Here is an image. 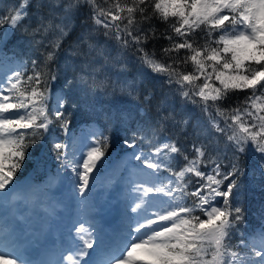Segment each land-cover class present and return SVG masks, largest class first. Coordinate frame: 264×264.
<instances>
[{
	"label": "snow or ice",
	"instance_id": "obj_1",
	"mask_svg": "<svg viewBox=\"0 0 264 264\" xmlns=\"http://www.w3.org/2000/svg\"><path fill=\"white\" fill-rule=\"evenodd\" d=\"M81 108L103 116L107 130L71 133ZM112 124L126 149L113 177L127 173L126 226L115 238L88 214ZM40 143L59 167L43 187L21 183ZM245 157L264 184V0H17L0 8L5 264H264V205L258 225L241 231ZM63 173L82 214L64 242L31 259L27 248L44 241L58 206L45 189Z\"/></svg>",
	"mask_w": 264,
	"mask_h": 264
},
{
	"label": "rangeland",
	"instance_id": "obj_2",
	"mask_svg": "<svg viewBox=\"0 0 264 264\" xmlns=\"http://www.w3.org/2000/svg\"><path fill=\"white\" fill-rule=\"evenodd\" d=\"M11 54L12 53L9 52V55ZM54 91L59 92L60 89L57 88ZM91 127L100 128L98 122L96 121H85L80 122V124L78 123L77 127L70 126V132L78 136L81 134V132L87 131ZM56 135H61L58 129L56 131ZM124 156L125 152L117 155L115 152H112L105 159L103 165L100 167V170L97 173L98 179L96 186L91 193L90 208L88 209L89 217L94 219L96 224L103 220L106 222V218L114 215L115 211L121 208V206L119 207V197H124L122 194H125L126 186H124V189L121 190L120 193L118 192L121 194V196L116 194V187L119 188L124 183L122 177H126L127 173L118 172L116 176L113 177V172L115 169H117L118 165L121 164ZM50 161V164L48 163V160L46 163L43 162L42 164L44 166L37 164L36 167L38 170L33 169L37 175L36 177L38 178L31 179L26 176L20 178V182L23 183L30 180L35 185H39L41 187L45 186L49 176L55 175L57 168L59 167V162L55 160V157L50 159ZM49 166H51L49 168L50 170H48ZM70 177L71 173H63L59 182L45 189L48 202L58 206L55 207V216L50 218L51 227L46 233L45 239L42 243H45L49 240L54 241V236L56 235L55 232L67 233V229L71 228L73 223L77 221L82 214L81 205L73 193ZM35 211L40 216L46 215L43 208H36ZM99 224L101 225L102 223ZM42 243L34 246H41ZM46 244L47 243L44 245ZM39 248H42V246ZM31 249L32 245L27 248L25 255L31 256ZM4 263H2L0 260V264Z\"/></svg>",
	"mask_w": 264,
	"mask_h": 264
},
{
	"label": "trees",
	"instance_id": "obj_3",
	"mask_svg": "<svg viewBox=\"0 0 264 264\" xmlns=\"http://www.w3.org/2000/svg\"><path fill=\"white\" fill-rule=\"evenodd\" d=\"M17 0H0V8H2L6 4L15 3ZM162 27V26H161ZM160 44L164 43L163 41L159 42ZM9 49L12 48V44H9ZM149 47H152V44H149ZM157 47H159V44H157ZM21 51L24 53V59L28 58V48L27 45H24ZM54 90L59 89L56 85L53 86ZM98 99L100 101V104L107 108L110 106L112 98L104 95H99ZM84 121H96L98 122L100 129L107 130L106 125L107 121L104 119L103 116H96L95 114L91 113L86 108H81L79 111H74L73 113V122L71 126L77 125L80 122ZM108 127L111 128L112 135H113V143L112 146L109 148L107 157L112 152H120L125 150V147L121 144V140L123 136L125 135L124 132L118 131V125L112 124L108 125ZM50 148V144L45 146L43 143H40L31 151L30 158L26 161V167L23 169V174L19 175V180L22 177L28 176V178L33 179L32 177L34 175V172L32 169H36L37 164L46 163L47 160L50 164V159L54 158V154L48 151L47 149ZM50 158V159H49ZM40 162V163H39ZM244 167H245V176L242 177L244 188L242 193V199L245 201V207H246V217H245V223L244 226L241 228V231H244L249 224L251 225H258L260 220V208L262 205H264V184L261 183L259 179V173L256 174V179H252V159L250 157L244 158ZM27 179V178H26ZM29 180V179H27Z\"/></svg>",
	"mask_w": 264,
	"mask_h": 264
},
{
	"label": "bare ground",
	"instance_id": "obj_4",
	"mask_svg": "<svg viewBox=\"0 0 264 264\" xmlns=\"http://www.w3.org/2000/svg\"><path fill=\"white\" fill-rule=\"evenodd\" d=\"M120 200L123 201L122 204L120 205L121 208L115 211L114 216H110V219L108 220V218H106V221L108 220L109 223L103 221H100L99 223H102L101 225L98 223L97 226L103 231V233L106 235V237H111V234H116L115 237H117L121 231L125 228V224L124 221L126 220L124 212H125V199L124 197H120ZM93 215V214H92ZM108 229L111 234L106 230ZM61 234H59L60 236ZM56 236H58V234H56ZM114 237V238H115ZM51 243H47L46 245L42 246V248H37V247H33L32 248V256H29V258L34 259V260H38L41 258V256L39 254L42 255L44 249L46 247H48ZM39 253V254H38ZM39 255V256H38ZM2 263H4V260H1ZM5 264V263H4Z\"/></svg>",
	"mask_w": 264,
	"mask_h": 264
}]
</instances>
